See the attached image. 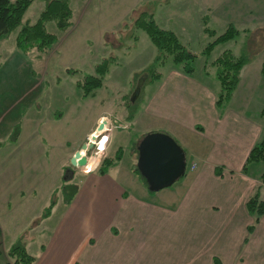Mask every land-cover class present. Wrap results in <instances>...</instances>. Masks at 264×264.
Instances as JSON below:
<instances>
[{
  "label": "rangeland",
  "instance_id": "rangeland-1",
  "mask_svg": "<svg viewBox=\"0 0 264 264\" xmlns=\"http://www.w3.org/2000/svg\"><path fill=\"white\" fill-rule=\"evenodd\" d=\"M46 2L32 0L19 24L0 38L3 81L13 73L11 80H17L15 93H19L21 79L28 75L33 80L31 88L40 91L23 109L19 123L0 139V264L136 263L127 259L132 244L126 241L128 236L114 244L108 232H120L117 202L130 198L131 191L144 193L124 171L136 164V145L145 133L165 132L157 129L167 123L149 114L150 99L158 89L169 86L173 75L195 79L205 87L218 121L228 113L248 121L250 117L256 133L240 168L211 163L214 173L216 167L221 170L220 175L215 173L217 178L230 180L231 186L220 187L205 177L203 186L192 179L204 155L200 140L197 143L195 137L186 135V173L162 190L182 187L180 201L185 196L184 207L189 209L172 213L162 208L158 217L173 220L178 238L189 241L183 250L181 241L175 240L174 263L168 262L264 264V160L244 167L250 150L264 138V0H68V13L59 22L53 18L44 23L52 38L18 46L19 34L39 21ZM139 20L174 33L192 55L191 72H185L174 54L160 51L143 25L138 26ZM231 24L234 36L214 43ZM225 51L244 55L246 62L231 97L218 109L220 82L214 62ZM17 56L25 66L13 62ZM7 69L11 72L4 73ZM143 76L140 95L133 103L131 95ZM99 116L112 120L106 134L108 145L97 154L89 151L86 155L94 165L77 171L68 160L88 141ZM193 125L212 140L227 138L228 130L221 123L206 129L197 122ZM120 153L123 158L116 160ZM103 159L116 164L99 174ZM240 175L252 186L233 201ZM107 177L110 182L103 180ZM170 190L164 193L175 194ZM158 192L146 191V195L159 206L168 204ZM256 194L257 200L248 205L249 213L246 202ZM225 203H232V208H225ZM200 204L206 205V211L199 209L204 208ZM139 212L150 216L146 207Z\"/></svg>",
  "mask_w": 264,
  "mask_h": 264
},
{
  "label": "crops",
  "instance_id": "crops-1",
  "mask_svg": "<svg viewBox=\"0 0 264 264\" xmlns=\"http://www.w3.org/2000/svg\"><path fill=\"white\" fill-rule=\"evenodd\" d=\"M13 62L15 64L17 63L18 65L25 66V63H23L24 61L18 56L17 59L13 60ZM9 70L11 69H7L4 73H10L11 71ZM11 74H8L3 81V70H0V139L5 137L10 130L19 123L23 114V109H27L30 103L34 101V98L40 92H36L31 88L33 80L30 79V76L25 75L21 79L22 91L15 93L18 83L17 80L15 82L11 80V78L14 79V74ZM244 76L246 75L244 74ZM169 80L172 81L169 86L166 89H163L162 87L160 90L158 89L150 99L152 111L149 112V114L154 116L153 118L158 119L157 121L159 123H167L166 126H161V128L157 130H163L171 135L182 148L184 147V139L187 134H190L191 137H195L198 140L197 143H199L200 140L202 144L199 143V146L201 150L203 149L204 157L200 155V164H198L197 170L194 173H191L193 174L192 179L194 182L197 180V182L203 186L205 185L204 180L207 178L213 184H219L218 187L224 184L231 186V183L229 182L230 180L217 178L212 169L211 163H223L231 169L237 167L240 168L246 157L248 146L250 144V138L256 133L255 127L251 123V118L248 117L250 119V121H248L247 119L241 117L235 118L231 116V113H228L226 118L224 117V119L218 121L215 110L211 108L210 101H207V98H210V94L207 93L205 87H203L197 80L182 75H173L169 78ZM169 107L175 108V110L172 108L170 109ZM145 108H149V102L146 104ZM244 115L246 114L244 113ZM103 118L107 120L108 126L112 125L111 118L108 116H99L95 120L94 127H96L98 122ZM196 122L197 125L205 129L209 124L220 125L221 123L223 124V127L225 125V128L228 130L227 138L223 140H212L207 136L208 134L206 132L202 134L193 128V124H196ZM107 142H109V138ZM206 142H208V144ZM206 144L209 147L206 146L204 148ZM122 167L123 166L121 164L119 166V172L122 171ZM72 168H76L77 171H84L82 167ZM126 172L134 177H132V185H135L136 187V184H139L138 187L144 190V193H139V191L135 188V191L138 192L131 191V196H129L130 198H124L123 200L117 202L116 207L119 209V218L116 223L120 226V232L116 233V235L112 231L111 233L108 232V237L111 241L115 242L114 244H119V241L121 242L123 237L128 236L126 241L132 242V244L129 246V256L127 259H134L136 261V263L128 261V264H169L168 260L175 257V240L181 241L184 250V246L187 245L185 242H188L189 239L186 237L178 238L175 234L174 221L159 219L158 213L162 208V210H165L164 212L170 211L172 213L189 209L184 207L186 206L185 203L187 201L185 196L182 198V201H180L182 187H180L178 191L176 189H165L159 191V194H164L165 198L170 201L165 205L160 203L159 206L152 199H148L146 189L138 177L134 176L131 171H124V173ZM201 178L204 179L200 182ZM184 179L185 177L183 180ZM93 180H97L98 183L99 180L102 181V179L98 180L95 177ZM103 180L110 182L109 178H103ZM238 180L240 181L238 182ZM235 181L237 187L239 188H233L234 193L237 194L233 201H236L239 195L243 196L244 194H247L252 186L251 180L250 185V183H248L249 179L242 175L238 176ZM123 185L126 189H128L124 183ZM248 185H250V188H248ZM166 190H170L172 193L175 191V194L172 195L168 192L164 193ZM200 206L204 208L199 209L206 211V205L200 204ZM143 207H146V209L150 211V216L149 213H146L144 216H140L139 211H141ZM224 207L230 209L232 208V203H225ZM155 231H158V233L156 234ZM158 234H161V236ZM122 253H124V250ZM171 261L174 263L172 259ZM115 264L118 263L116 262Z\"/></svg>",
  "mask_w": 264,
  "mask_h": 264
},
{
  "label": "trees",
  "instance_id": "trees-1",
  "mask_svg": "<svg viewBox=\"0 0 264 264\" xmlns=\"http://www.w3.org/2000/svg\"><path fill=\"white\" fill-rule=\"evenodd\" d=\"M32 0H0V38L8 35L11 30L17 26L21 20L23 12L29 6ZM47 6L41 13V17L39 21L27 29H23L22 33L19 34L17 39V45L21 46L24 43L27 44L29 41L37 40L39 42H46V39L52 38L51 35L45 32L44 23L47 20L56 18L61 20V16L68 13V0H47ZM141 18V17H140ZM43 24V27H42ZM138 26L143 25V28L146 30L148 35L150 36L152 42L156 45V47L166 53L174 54V60L176 62H182L185 72H191L192 66V55H190L182 46V44L177 40L174 33L167 30H162L157 27L153 22L144 23L141 20L138 21ZM228 31L225 32L221 37L214 40V43L222 42L228 40L234 36L236 31L234 30L233 25H229ZM24 32V33H23ZM24 52L23 50H21ZM24 55V53H22ZM246 62V57L244 55L235 56L230 51L223 52L214 62L216 66V78L220 82V92L217 94V103L216 106L218 109H222L225 103L229 100L232 95L233 90L235 89L238 83V74L240 68ZM150 67V71H151ZM101 72V70L99 71ZM264 72V67H263ZM90 81L88 80L87 83ZM85 95H88V92L85 91ZM136 101V100H135ZM134 101V102H135ZM133 102V103H134ZM133 119V118H132ZM123 155V154H122ZM116 160H120L123 158L121 153L115 157ZM136 158H137V149H136ZM258 160H264V138L258 143L254 145V147L250 150L244 167L248 163L256 162ZM116 162L110 159H103L102 166L98 167L99 174L105 173L109 167L115 165ZM131 171L134 175H136L141 181L146 191L147 185L145 181L139 175L137 171L136 164L131 167ZM221 170L219 167L215 168V173L220 175ZM264 179V174H263ZM150 193V192H149ZM256 198V199H255ZM68 200H71L69 197ZM257 200V194L251 196L246 202V208L250 213L249 204H253Z\"/></svg>",
  "mask_w": 264,
  "mask_h": 264
},
{
  "label": "water",
  "instance_id": "water-1",
  "mask_svg": "<svg viewBox=\"0 0 264 264\" xmlns=\"http://www.w3.org/2000/svg\"><path fill=\"white\" fill-rule=\"evenodd\" d=\"M139 78L131 95L134 102L143 84ZM108 123L101 119L89 142H84L69 159L72 167H85L87 165L86 152L94 147V143L107 130ZM136 168L141 178L145 181L149 192H157L170 187L186 173V153L179 143L168 133L151 131L145 133L136 145Z\"/></svg>",
  "mask_w": 264,
  "mask_h": 264
},
{
  "label": "bare ground",
  "instance_id": "bare-ground-1",
  "mask_svg": "<svg viewBox=\"0 0 264 264\" xmlns=\"http://www.w3.org/2000/svg\"><path fill=\"white\" fill-rule=\"evenodd\" d=\"M105 139H106V136H105V137H103L102 139H100V140H99V142L97 143V146H100V149H99V150H101V151L104 149V147H105V146H106V144H107V141H108V140H107V141H105ZM91 160H92V159H91ZM91 160H90V161H89L87 164L89 165V164H91V163H92V166H93V165H94V163H93V161H91ZM88 165H86V167H88V168H89L91 165H90V166H88Z\"/></svg>",
  "mask_w": 264,
  "mask_h": 264
},
{
  "label": "built area",
  "instance_id": "built-area-1",
  "mask_svg": "<svg viewBox=\"0 0 264 264\" xmlns=\"http://www.w3.org/2000/svg\"><path fill=\"white\" fill-rule=\"evenodd\" d=\"M103 137H105V136H103ZM103 137H102V138H103ZM102 138H101V139H102ZM105 141H106V139H105ZM97 143H98V141L96 142V150H95V151H96V152H95L96 154L99 153V152H101V150H99V149H100V146H97Z\"/></svg>",
  "mask_w": 264,
  "mask_h": 264
},
{
  "label": "flooded vegetation",
  "instance_id": "flooded-vegetation-1",
  "mask_svg": "<svg viewBox=\"0 0 264 264\" xmlns=\"http://www.w3.org/2000/svg\"><path fill=\"white\" fill-rule=\"evenodd\" d=\"M90 165H92V163H91V164H89L88 166H90Z\"/></svg>",
  "mask_w": 264,
  "mask_h": 264
}]
</instances>
